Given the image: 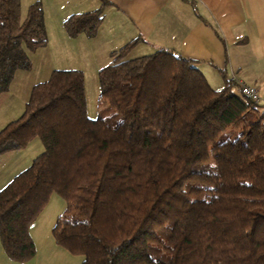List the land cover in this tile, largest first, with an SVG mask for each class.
I'll return each mask as SVG.
<instances>
[{
	"label": "trees",
	"instance_id": "1",
	"mask_svg": "<svg viewBox=\"0 0 264 264\" xmlns=\"http://www.w3.org/2000/svg\"><path fill=\"white\" fill-rule=\"evenodd\" d=\"M102 7L63 20L94 36ZM97 73L99 112L86 110L83 72L53 69L0 128V155L39 137L43 150L0 188L6 256L35 253L30 225L55 193L65 206L53 242L80 264H264V104L215 89L193 60L167 48ZM47 42L38 0H0V93Z\"/></svg>",
	"mask_w": 264,
	"mask_h": 264
},
{
	"label": "crops",
	"instance_id": "2",
	"mask_svg": "<svg viewBox=\"0 0 264 264\" xmlns=\"http://www.w3.org/2000/svg\"><path fill=\"white\" fill-rule=\"evenodd\" d=\"M45 1L50 8L48 20L57 28L61 42H67L74 50L83 46L88 54H95L99 59L96 72L110 64L112 50L137 39L124 58L167 48L196 62V67L215 89L221 88L231 75L254 84L259 103L264 104V0ZM99 7H102V20L94 36L67 35L63 27L67 16ZM43 18L46 19L45 11ZM75 45L78 47L74 48ZM70 47L66 54L75 55ZM39 49L29 53L31 60ZM78 50L81 54L85 52ZM78 66L68 63L56 69L81 70Z\"/></svg>",
	"mask_w": 264,
	"mask_h": 264
},
{
	"label": "rangeland",
	"instance_id": "3",
	"mask_svg": "<svg viewBox=\"0 0 264 264\" xmlns=\"http://www.w3.org/2000/svg\"><path fill=\"white\" fill-rule=\"evenodd\" d=\"M35 0H20L21 14L24 15L27 6ZM41 3L42 11L46 13L44 19L47 41L45 47H40L39 53H35L29 69L15 70L8 88L0 93V128L8 121L15 119L22 112L31 87L40 81L42 77L53 67L68 65V63L79 65L84 76L86 110L89 117H96L99 112L97 105L98 82L96 64L99 59L95 54H88L83 46L80 50L72 49L67 42L62 43L58 37L57 28H53L49 22L50 8L45 0H38ZM45 1V2H44ZM49 4V3H48ZM49 27V28H48ZM48 29V30H47ZM55 35V36H54ZM54 36V37H53ZM71 48L75 55L66 54ZM45 48V49H44ZM89 50L92 47H88ZM91 52V51H90ZM77 57V58H73ZM33 63V68L32 67ZM35 65V68H34ZM32 69V71H31ZM34 69V70H33ZM50 75V72H49ZM48 75V76H49ZM43 150L39 137H33L22 149L9 151L0 155V188L5 185L16 173L24 169L31 160ZM65 206L64 200L52 193L48 202L37 215L35 221L30 225L29 232L35 243L34 255L25 261H14L9 259L0 243V264H80L81 256L72 255L65 249L56 245L51 237V227L58 215Z\"/></svg>",
	"mask_w": 264,
	"mask_h": 264
},
{
	"label": "built area",
	"instance_id": "4",
	"mask_svg": "<svg viewBox=\"0 0 264 264\" xmlns=\"http://www.w3.org/2000/svg\"><path fill=\"white\" fill-rule=\"evenodd\" d=\"M229 80L232 82V86L235 91L246 96L254 102H260L259 93L257 87L254 84H248L234 75H231Z\"/></svg>",
	"mask_w": 264,
	"mask_h": 264
}]
</instances>
